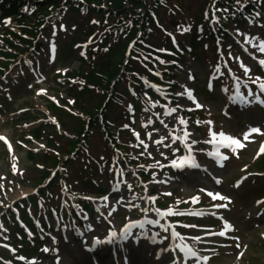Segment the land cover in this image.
<instances>
[{"label": "rangeland", "instance_id": "374dc122", "mask_svg": "<svg viewBox=\"0 0 264 264\" xmlns=\"http://www.w3.org/2000/svg\"><path fill=\"white\" fill-rule=\"evenodd\" d=\"M191 3H189V9L192 6H196L199 0H190ZM188 9V11H189ZM187 12V10H186ZM188 13V12H187ZM56 23L55 26L52 27L49 31L44 33V39L42 40L44 48L41 50V52L34 56L33 58H30L28 60L27 58L24 59L23 65L20 67L18 66L16 70H13L12 73L9 75V79L4 81L5 89L11 92L12 90L18 89L19 84H23L24 86V92L23 90L21 93L18 94L16 98L12 99V107L11 110L16 109H29L30 107H35V111H40L42 113H46L49 116L55 115L52 113L48 107L51 103H55L56 105L59 104L60 98L57 93H55V84L53 80H51V77L56 73L60 72L63 73L65 71H76L78 69V63H77V54L74 52V49L72 48V40L76 38H82L83 36L87 35L88 32H86L89 29H92V31H95L96 27L92 26L85 22L83 17H80L74 13L66 12L63 14ZM85 41H87L85 39ZM180 41H174L171 45L176 46L180 45ZM40 64L42 68V76L38 80H32L29 82L23 81L25 78L22 76L21 70L26 71V68L32 67L30 64ZM186 64V62H184ZM50 66L52 68H50ZM186 66V65H184ZM45 71L47 73H45ZM192 73L196 76L197 82L199 80L198 86L201 88L200 81H204L205 75H206V68L200 65V63H195L192 65ZM31 87L33 90H31ZM34 87V88H33ZM22 89V88H21ZM20 91V90H19ZM61 91V90H60ZM206 98V101H205ZM222 95L220 90H217L213 93L212 97H206L203 93H201V101H205V108L207 109L204 112L205 118L209 116L208 110L210 109V112H213L214 114L218 115L219 107L223 105V100H221ZM127 100V98H126ZM115 105V101L113 102ZM124 106H126V103H124ZM151 106V105H150ZM209 108V109H208ZM49 111H48V110ZM8 109H1L0 108V137L9 138L11 145H12V152L10 154V158L13 160V170H20L22 167H26L25 176L32 177V169L31 167L27 166L30 164H26L24 156L25 152L24 150L18 149L19 146L17 144V140L21 139L19 136L23 133L27 132V129L21 128L19 125H13L11 121L17 120V115H10ZM32 113V112H31ZM112 116V115H111ZM113 121H109L110 124L114 123L115 126H118L120 124H124V122L128 121H117V119L113 116ZM213 121H217L215 127L221 128V123H223L222 126L223 130H225L227 133H229L230 137L240 139L238 137L232 136V135H238V133L233 132L235 126L237 127L240 122L246 123L247 117H244L239 121V123H233L232 125L229 122H225L222 120V118L214 119ZM60 120L63 121L64 125L66 123L72 122V118L68 117H60ZM67 121V122H65ZM232 121V118L231 120ZM235 122V121H234ZM67 124V125H68ZM123 127V126H122ZM121 127V128H122ZM121 128L118 129V131L121 130ZM91 135L89 138L85 139V145L80 150H76L73 147V144L62 141L67 146L69 154H72V159L70 162H73V167L71 169V172L73 173L71 175V179L75 181V185L77 183L78 176L80 178H88L93 179L97 182L100 179L102 168H104L107 172L110 173L111 178L114 177L120 170H122V165L116 164L114 161V153L109 149V146L107 142L104 141V138H102L101 134L97 132V136L94 135V131L96 130V126L92 125L91 128ZM256 138V137H255ZM241 144V143H240ZM34 145V144H33ZM32 145V146H33ZM146 145V143H145ZM174 143L171 142V144H166L167 148H170V146H173ZM37 147V145H35ZM118 147H120L118 143ZM241 147L238 148V152H236L229 162V167L233 168L234 172L238 171L241 165L251 166V154L250 149L240 150ZM166 149H152V153L154 154V158H160L165 153ZM67 153H51V155L48 158V161L50 164H52L55 161H60V163L63 161L65 156H67ZM136 157V156H135ZM59 163V164H60ZM99 165V171L95 172L93 168ZM12 171V170H11ZM65 173L68 175V169L65 166L64 168ZM95 174H91V173ZM0 173L2 176H4L3 182L5 183V187H12L13 190L11 191L9 188H6L5 190H0L1 193V200H5L6 204L9 202H12L16 200L17 192L22 188L19 186H16V178L13 176H10V165L4 158H0ZM53 175V174H52ZM48 174L45 175L47 177ZM52 177V176H51ZM50 177V178H51ZM258 179H263L264 177H257ZM2 180V178H0ZM49 180V179H48ZM87 180V179H86ZM104 180V179H102ZM112 182V179H110ZM226 181V180H225ZM2 185V184H1ZM69 188L74 186L73 184H68ZM77 186V185H76ZM86 185H82V191H79L81 194H84V189ZM226 186V185H225ZM257 188L260 186L264 187L263 183H258ZM184 187V186H182ZM75 188V186L73 187ZM226 194H231L232 196V190L226 186ZM30 189L29 187L23 188V190ZM53 189V186L51 187ZM79 188H75L77 191ZM70 191V190H69ZM241 192L240 196L242 197L239 200L236 196L233 197L235 199L234 208L232 209L231 213H229V218L234 222L237 229L240 230V241L243 242V245H247L250 250L248 251V259L250 258H259L260 262L264 264V244H261V248L256 247L257 241H260V235L264 234V220L258 221L257 224H253V217H254V210L253 205L251 203V194L255 193V190L250 188L249 186L245 187ZM187 194V193H186ZM186 194H183V197L186 196ZM55 196H53L54 198ZM231 199V197H229ZM49 201V199L43 198V208H51L54 205V202ZM36 207L34 205H31V208L28 207L26 214L32 215L34 214V210ZM249 211H252V215L248 214ZM25 217V216H24ZM249 217H251V220L249 221ZM25 221V220H24ZM6 224H8V231H7V237L8 239H11L14 241L13 244H10V246L16 250L15 247V239L16 237H19L22 239L23 242H20L22 246L26 249L31 248L30 242L32 240L27 239L24 230L21 228H18L14 224L11 225L13 222L15 223V215L11 212L7 215V218L5 219ZM26 223L29 221H25ZM257 226L256 230H253ZM26 231L28 235H32L34 233L33 228L26 226ZM28 246V247H27ZM260 246V245H258ZM76 247V246H74ZM246 255V257H247ZM23 256V255H21ZM37 257L40 255L37 254ZM232 261V260H231ZM229 262V261H228ZM233 262V261H232ZM2 264V263H0ZM162 264H166V262H163Z\"/></svg>", "mask_w": 264, "mask_h": 264}, {"label": "trees", "instance_id": "16d2710c", "mask_svg": "<svg viewBox=\"0 0 264 264\" xmlns=\"http://www.w3.org/2000/svg\"><path fill=\"white\" fill-rule=\"evenodd\" d=\"M89 8V12L100 16L102 19H106L109 22H123L127 20H134L135 27L139 26L138 19L140 15L145 13V19L148 17L146 1L147 0H84ZM4 4L2 5V11L8 14L14 15L16 17V9L21 5V2H11L10 0L3 1ZM61 0H43V3H38V11L35 13L32 18L24 19L21 18L18 22V25L22 28V34H29L33 31L35 32L37 28H39L40 23L43 22L45 17L50 15L52 7H57ZM101 8H105L103 11ZM160 8V7H158ZM157 8V9H158ZM140 11V12H138ZM143 11V12H142ZM19 16V15H18ZM149 20V19H147ZM11 32V31H9ZM15 39H18L21 44H26V41L20 36L14 33L11 34ZM33 35V33H32ZM129 39L126 41H122L118 39L114 45L108 48L107 52L104 54L105 62L100 61L95 68L91 69L88 73L84 71H80L79 75L70 74L68 77L71 79H85L87 83V89L83 93L76 96L77 103L79 104L81 109H85L83 106V102L85 99H93V93L95 89H99L101 98L99 104L96 106V109L101 107V103L104 101L103 99L109 93L111 87V81L118 77L119 71L122 66V62L124 59V52L125 46ZM5 42L8 43L11 47H14V41L10 40L8 37L5 38ZM3 56L8 57L6 52L1 53ZM119 82V81H118ZM117 82V83H118ZM117 83H114V88H116ZM92 87L93 90L89 89ZM87 114L95 116L94 114L97 113L93 111V109H87ZM26 119H31L29 115H25ZM83 126L76 130V133L80 135L83 133ZM41 131H37V137H39ZM264 166V161L261 163Z\"/></svg>", "mask_w": 264, "mask_h": 264}, {"label": "snow or ice", "instance_id": "6c2138e0", "mask_svg": "<svg viewBox=\"0 0 264 264\" xmlns=\"http://www.w3.org/2000/svg\"><path fill=\"white\" fill-rule=\"evenodd\" d=\"M237 2H239V0H237ZM260 51H261V52H264V43H261V44H260ZM162 62H163V61H162ZM260 63H261L262 65H264V60H261ZM247 71H248V69L245 68V72H247ZM189 78L192 79L191 76H189ZM260 88H261V89H264V84H261V85H260ZM189 95H191V94L189 93ZM240 99H241V100H244V97L241 96ZM244 102H245V103H248V101H246V100H245ZM257 102L264 104V101H260V100H258V99H257ZM196 106H197V107H202V105H200L199 103H197ZM181 123H184V121L181 120ZM250 131H251L252 133H255V132H258L259 129H258L257 127H251V126H250ZM185 135H187V133H185ZM214 135H219L220 138H221V140H228V141H230L231 145H235L237 148L241 147L240 141H239L238 139L232 138V137H230V136H226L223 132H220V133H218V134H214ZM245 139H247V134H245ZM260 151H264V146L261 147ZM219 159H220V160H224V159H228V157H227V156H221ZM172 164H173V166H177V167H179V165H177V162H176L175 160L172 161ZM193 166H195V167H199V165H193ZM215 182H216L217 184H219V183H220V180H219V179H216ZM236 186L238 187V186H239V183H238ZM200 191H207V190H205V189H201ZM207 195H209L210 197H212L213 200L219 198L220 200H227L229 203L231 202V201H230V198L225 197V196L221 195V194L218 193V192L214 193L213 191H207ZM104 199L107 200L108 198H107V197H104ZM193 202H194V203L196 202V198H193ZM257 203H260V201H257ZM221 206H225V207H226V205H221ZM162 214H165V215H166V214H170V213H162ZM148 223H152V221H148ZM228 227H229V225H228V224H225V228H228ZM171 235H172V236H176L177 234H176L175 232H172ZM219 235L223 236V235H224V232L221 231V232L219 233ZM116 237H117V234H116L115 232H109V234H108V238L105 239V240H103V241H102L100 238L94 237L93 240H92V244H91V246L88 248V250H89V251L94 250L95 247H96L97 245H100L101 243H113ZM130 237H131V233L129 232L128 228H125V229L123 230L122 234H121L120 237H119V241H120L121 243H123V242H125L127 239H129ZM137 239H139V238H137ZM184 248H187V245H185ZM183 250H184V249H181V251H183ZM44 251H48V249H44ZM168 251H171V249H169ZM188 252L191 254V256H193V257L196 256V253H195L194 251H192L191 249H188ZM186 255H187V253H186ZM157 259H159V254L157 255ZM197 259H199V257H197ZM204 259L207 260L208 258L205 257ZM125 264H127V261H125ZM173 264H178V262H177L175 259H173Z\"/></svg>", "mask_w": 264, "mask_h": 264}, {"label": "bare ground", "instance_id": "6f19581e", "mask_svg": "<svg viewBox=\"0 0 264 264\" xmlns=\"http://www.w3.org/2000/svg\"><path fill=\"white\" fill-rule=\"evenodd\" d=\"M62 264H69V262H67V261H64V263H62Z\"/></svg>", "mask_w": 264, "mask_h": 264}]
</instances>
